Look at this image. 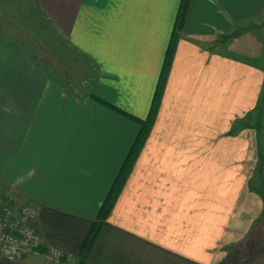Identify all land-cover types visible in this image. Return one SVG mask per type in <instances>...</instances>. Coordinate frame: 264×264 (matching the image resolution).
Wrapping results in <instances>:
<instances>
[{"label":"crops","instance_id":"crops-1","mask_svg":"<svg viewBox=\"0 0 264 264\" xmlns=\"http://www.w3.org/2000/svg\"><path fill=\"white\" fill-rule=\"evenodd\" d=\"M181 1L0 0V201L33 206L40 235L9 264H77L149 113ZM21 19L32 27L11 26ZM245 22L264 56V0H189L152 127L83 264H264L249 190L258 166L264 183V143L246 122L231 132L264 97V64L205 38ZM43 31L68 50L38 53Z\"/></svg>","mask_w":264,"mask_h":264},{"label":"trees","instance_id":"trees-1","mask_svg":"<svg viewBox=\"0 0 264 264\" xmlns=\"http://www.w3.org/2000/svg\"><path fill=\"white\" fill-rule=\"evenodd\" d=\"M188 2L189 0H182L181 1V5H180V9H179V15H178V19L175 22V28L172 34V37L170 39L167 51H166V55H165V59H164V63H163V67L161 70V74L159 77V82H158V87L157 90L155 92L154 98H153V102L152 105L150 107L149 113L147 115V117L144 120L140 121V130L123 162V164L121 165L119 172L115 178V181L113 182L111 188L109 189V192L104 200V202L102 203L100 210H99V215H98V219L99 221H95L93 223V225L91 226L90 230L88 231V234L82 244V248L80 250L79 256H78V261L77 264H83L88 253L90 252V249L93 245V243L95 242L99 232H100V224L101 221L104 220L109 212L111 211L115 198L117 197V195L119 194L121 187L126 179V177L128 176L129 172L131 171V168L134 164V161L136 159V156L138 155L139 151L141 150L147 135L152 127V124L154 122L155 116H156V112L158 110V106H159V102H160V98L162 95V90H163V86H164V82L166 80L167 74H168V70L170 67V64L172 62V58H173V54L175 52V47H176V42H177V37H178V32L181 29V26L183 24V19L185 17V13H186V9L188 6ZM263 96V95H262ZM254 118L255 121H253V123H248L247 119L248 117H244L243 119H237L234 123H233V127L231 128V132H235V129L238 128L239 126H241L242 124H244V122H246L248 125L253 126V129L256 131L257 134H259V137H262V141H261V137H260V141L259 143L263 142L264 143V130L262 131V128H258V123L257 122H262L261 124H264V97H261L259 99L258 105L256 106V108L254 109L253 113L251 114ZM261 167L258 166L256 168V172L255 175L260 177V169ZM255 178H251L250 182H249V189L250 190H254V187H251V183H253V180ZM263 192H255L258 195H260L261 197L264 193V183H262Z\"/></svg>","mask_w":264,"mask_h":264},{"label":"rangeland","instance_id":"rangeland-1","mask_svg":"<svg viewBox=\"0 0 264 264\" xmlns=\"http://www.w3.org/2000/svg\"><path fill=\"white\" fill-rule=\"evenodd\" d=\"M25 16L23 15V18ZM23 19L19 20L20 22H14L13 25H11L12 27H17V29H30L32 26L28 23L23 24L26 21H22ZM246 22L243 24H240V29L235 28L234 30L229 31L225 37H212V36H208L206 35V40L210 41L213 40V42L218 46L217 50L220 52H223L227 55H232V56H237L238 58H242L244 60L250 61L251 63L260 66L262 64H264V56L261 53V50L263 52V49H261V44H260V40L259 38L256 36V34L254 33V29L253 26H249L250 29H248V31H244L242 29V27L246 26ZM9 26V25H8ZM34 26V25H33ZM4 34V38L11 40V42H14V36L13 34H11V31L9 32H2ZM240 33V34H239ZM15 36L18 37V39H22L25 35H27L25 33V31H15L14 32ZM50 31H43V35L42 37H40V42L38 45L34 46V49L38 52V53H46L49 50L50 53H52L53 55H55L56 53H59L60 50L62 49V51L64 49L68 50L69 47H67L66 43L63 42V40L57 38L55 35L51 36L50 35ZM0 35H2L0 33ZM221 38V39H220ZM60 45H61V49H60ZM61 53V52H60ZM79 59V57H78ZM81 60V57H80ZM81 64H84V61L80 62ZM263 89L264 86H262L261 89V96L263 95ZM248 123H253L254 118L250 117L247 119ZM246 121V122H247ZM258 123V128H262V131L264 130V124H261L262 122H257ZM257 138L258 141H260V137L259 134H257ZM262 137H261V141H262ZM256 163V162H255ZM252 179L255 178L253 180V183H251V187H254V190L252 189L251 191L255 192H263V186H262V181L261 178L257 175H253L251 177ZM250 190V189H249ZM264 195V193H263ZM255 197L258 199H262V207L264 210V197L258 195L257 193H255ZM1 200V199H0ZM8 202L6 201H0V208L2 207L3 204H5ZM261 225V224H260ZM259 225V226H260ZM260 227H258L259 229ZM254 232V231H253ZM253 232L251 234L247 233V235H243L241 237L242 242L239 243L238 246L241 245H245V243L250 242L253 239ZM247 241V242H245ZM37 264H40L39 262ZM41 264H44V262H42Z\"/></svg>","mask_w":264,"mask_h":264},{"label":"built area","instance_id":"built-area-1","mask_svg":"<svg viewBox=\"0 0 264 264\" xmlns=\"http://www.w3.org/2000/svg\"><path fill=\"white\" fill-rule=\"evenodd\" d=\"M37 211L31 205L15 208L5 203L0 208V255L19 259L36 252L40 243L35 222ZM47 260H59L61 254L49 252Z\"/></svg>","mask_w":264,"mask_h":264},{"label":"water","instance_id":"water-1","mask_svg":"<svg viewBox=\"0 0 264 264\" xmlns=\"http://www.w3.org/2000/svg\"><path fill=\"white\" fill-rule=\"evenodd\" d=\"M11 259L0 255V264H9Z\"/></svg>","mask_w":264,"mask_h":264}]
</instances>
